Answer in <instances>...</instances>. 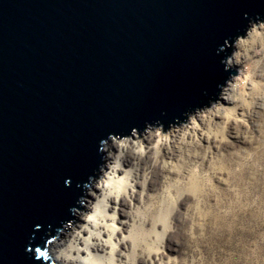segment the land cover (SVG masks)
I'll use <instances>...</instances> for the list:
<instances>
[{
    "label": "water",
    "instance_id": "water-1",
    "mask_svg": "<svg viewBox=\"0 0 264 264\" xmlns=\"http://www.w3.org/2000/svg\"><path fill=\"white\" fill-rule=\"evenodd\" d=\"M250 20L264 0H0V264H54L36 249L75 219L100 141L208 107Z\"/></svg>",
    "mask_w": 264,
    "mask_h": 264
},
{
    "label": "rangeland",
    "instance_id": "rangeland-1",
    "mask_svg": "<svg viewBox=\"0 0 264 264\" xmlns=\"http://www.w3.org/2000/svg\"><path fill=\"white\" fill-rule=\"evenodd\" d=\"M254 41H264V37L250 32L240 49L250 47ZM248 71L246 62L237 65L238 73L229 87L231 92H227L230 100L217 105L220 115L214 114L216 108L196 114L203 129L202 146L196 145L192 151L199 155L185 156L182 162L179 151H164L161 164L164 160L178 168L182 164L179 172L160 164L153 167L151 150L140 161V172L134 177L137 195L132 201H121L122 232L117 238L123 242L118 264H129V257H134L135 264H169L170 259L173 264H184L185 260L191 264L193 257L199 255L193 251L197 244L204 258L196 264H264V108L253 104L248 109L244 104L246 99L251 103L258 92L264 93V80L257 81L255 86L246 84ZM246 92L251 95L246 97ZM233 109L244 114L247 126L228 119ZM182 132L180 129L174 134L178 137ZM154 143L151 136L144 140L149 149ZM145 171L150 174L146 189L142 188ZM145 207L151 209L146 213L147 219H139L134 210ZM169 214L173 231L168 233L159 255L152 254L149 259L144 244L133 252V240H123L130 233L134 237H149L154 224L155 230L161 231ZM190 229L198 237L203 231V237L191 241ZM47 246L48 243L45 251Z\"/></svg>",
    "mask_w": 264,
    "mask_h": 264
},
{
    "label": "clouds",
    "instance_id": "clouds-1",
    "mask_svg": "<svg viewBox=\"0 0 264 264\" xmlns=\"http://www.w3.org/2000/svg\"><path fill=\"white\" fill-rule=\"evenodd\" d=\"M250 32L264 37V21L257 20L254 22L250 20L243 36L237 35L231 44L229 41H225V47H230L232 50L229 55L221 60V63L224 65V70L229 72V76L223 85H218V98L214 102L210 101L208 107L189 114L186 122L179 126H170L167 131H164L163 126L157 123L156 125H147L143 134L138 129L132 128L128 136L121 137L118 134L109 133L106 139L100 141L98 151L103 154L101 156L103 164L98 167V175L89 177V182L85 184L84 194L76 202L79 207L69 209L70 214L75 219L63 222L60 238L49 240L46 251L37 248V257L50 256L54 264H118L116 253L120 251V244L123 242L117 238V234L122 232L120 226L121 201H132L137 195V181L134 177L140 172V161L151 150L153 151V167L160 164L162 168L179 172L182 169V164L179 168L170 160H164L161 164V156L165 150L168 152L177 150L181 153L180 161L183 162L185 156L199 155L198 152L192 151L194 146H202L200 133L203 129L196 121V114L205 110L210 111L213 108H216L215 115L221 114V109L217 105L222 104L223 100L227 99L225 96L226 89L229 93L231 92L229 85L232 78L237 74V65L245 62L248 64L249 71L246 84L251 83L255 86L257 81L264 80V41H254L250 47L240 49V44L244 42L246 34ZM223 50L224 48H221L219 51ZM232 69L236 70L235 74H232ZM250 95L249 92L245 93L246 97ZM244 104L248 109H251L253 104L259 108H264V93L258 92L251 103L246 99ZM228 119L247 126L244 114H238L236 109H233ZM180 129H183V132L177 137L174 131ZM205 135L207 134L205 133ZM149 136L155 139L151 149L144 145V140ZM157 137L158 139H156ZM129 161H131L130 164ZM149 179L150 174L145 171L142 188L146 189ZM179 183L181 182L177 181V184ZM98 188L100 190L99 195L97 193ZM173 202L175 203V200ZM150 210L149 207H145L143 209L137 208L134 211L139 219L146 220V213ZM171 231L173 228L169 214V218H166L161 231H156L154 224L149 237L141 238L139 234L134 237L130 233L128 236H124L123 240H133V252L140 244H144L150 259L152 254L159 255L163 250L164 241ZM188 236L191 241H197L203 237V231L198 237L190 229ZM149 241L151 242L149 243ZM99 245L107 246L110 249L103 257H98L93 251ZM193 251L199 255L193 257L191 264H196L198 259L203 261V253L198 244L193 248ZM129 264H135L134 257H129ZM161 264L164 262L161 261ZM169 264H173L171 259ZM184 264H189V261L185 260Z\"/></svg>",
    "mask_w": 264,
    "mask_h": 264
},
{
    "label": "bare ground",
    "instance_id": "bare-ground-1",
    "mask_svg": "<svg viewBox=\"0 0 264 264\" xmlns=\"http://www.w3.org/2000/svg\"><path fill=\"white\" fill-rule=\"evenodd\" d=\"M238 73V72H237ZM237 75V74H236ZM229 87H230V85H229ZM226 93H225V96H227V92H228V90L226 89V91H225ZM230 100V97L229 96H227V99H225V100H223V102L224 101H229ZM187 121V120H186ZM185 121V122H186ZM102 154V153H101ZM103 155V154H102ZM98 175V174H97ZM99 192H100V190H99V188L97 189V193H98V195H99ZM118 235H119V233L117 234V237H118ZM59 238H60V235H59ZM110 249H108L107 248V246H103V245H99L97 248H95V249H93V251L98 255V257H103L104 255H105V253L107 252V251H109ZM119 254H120V251L119 252H117L116 253V256H119ZM52 261V260H51Z\"/></svg>",
    "mask_w": 264,
    "mask_h": 264
}]
</instances>
